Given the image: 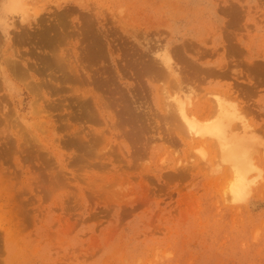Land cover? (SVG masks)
<instances>
[{
  "label": "rangeland",
  "instance_id": "1",
  "mask_svg": "<svg viewBox=\"0 0 264 264\" xmlns=\"http://www.w3.org/2000/svg\"><path fill=\"white\" fill-rule=\"evenodd\" d=\"M23 3L22 18L0 0V264H264V0ZM57 21L68 30L36 42ZM85 27L101 43L96 58L80 56ZM53 49L65 68L45 62ZM158 49L172 58L182 92L205 107L225 98L250 127L258 169L243 202L223 194L231 171L214 165L219 149L199 144L202 160L174 133L162 110L181 92ZM80 61L84 87L71 73ZM85 72L108 80L96 91L109 96L95 112L100 123L80 110Z\"/></svg>",
  "mask_w": 264,
  "mask_h": 264
},
{
  "label": "bare ground",
  "instance_id": "2",
  "mask_svg": "<svg viewBox=\"0 0 264 264\" xmlns=\"http://www.w3.org/2000/svg\"><path fill=\"white\" fill-rule=\"evenodd\" d=\"M25 1V0H24ZM6 8L8 12H19L20 13V17H22V14L24 12H26V10L24 9V3L23 0H7V4H6ZM27 8V7H26ZM29 11V10H28ZM23 18V17H22ZM56 20V19H55ZM81 23V22H80ZM98 23V22H97ZM37 24V23H36ZM57 25H50L47 26V28L45 30H43V32L39 35L40 38L35 39L36 42H39L41 40L47 39L49 37H51V35L58 30V34L61 36L63 35V30L66 28L65 24L63 23V21H57L56 23ZM89 24V23H88ZM97 26V25H96ZM98 28V27H97ZM95 28V29H97ZM32 29V28H31ZM67 29V28H66ZM30 30V29H29ZM34 30V29H33ZM68 30V29H67ZM78 30V29H76ZM20 31V30H19ZM99 31V30H98ZM69 32V31H68ZM67 32V34H68ZM72 32V31H71ZM96 32V31H95ZM106 33V32H105ZM67 34H65V36H67ZM76 34V33H75ZM102 34V33H101ZM69 35V34H68ZM74 35V33L72 34ZM78 35H79V39L82 41L88 40V46H84L83 47V52H81L80 56H90L91 58H96L94 55L97 53V51L100 49V44L98 42L97 39V44H96V40L95 38L91 37L92 34H89L88 29L85 27L84 30L78 31ZM108 35V34H107ZM104 36V35H103ZM102 36V37H103ZM71 38V36H69ZM101 37V38H102ZM32 39V38H31ZM33 40V39H32ZM71 42V41H70ZM107 42V41H106ZM36 44V43H34ZM46 46V43H43ZM64 44V43H63ZM73 44V43H72ZM79 44V43H78ZM84 44V43H83ZM69 45V44H66ZM103 45V44H102ZM73 46V45H72ZM71 46V47H72ZM80 46V45H79ZM59 47V46H57ZM61 47V46H60ZM68 47V46H67ZM110 47V46H109ZM66 48V47H65ZM70 48V45H69ZM68 48V49H69ZM60 49V48H59ZM76 49V48H75ZM71 50V49H70ZM77 50V49H76ZM108 50V49H107ZM68 51V50H67ZM66 51V52H67ZM74 51V49H73ZM72 51V52H73ZM64 52V50H63ZM60 53V52H59ZM156 56L157 59L159 61V63L162 65V67L164 68L163 70H165L164 72H167L166 75L172 76L174 78V82L176 81V88L181 92L180 94L177 93V95L175 96H171L166 97V100L171 99L172 101L169 103L165 104V107L163 106V110L164 114L165 112H167V114H169V120L170 122L172 121V119L175 121V123L177 122L175 129L174 127H172L170 124V126L174 129V133H176V131L180 130V132L183 134L181 136V134H177V137H180L178 139L181 140H188V146H191V148H193V146L196 147V151L200 154L202 160L205 159V153L201 150H198V146H200L199 144H201V147L204 146L203 143L205 142H209L210 144H212L215 148H218L219 150L215 149L213 146L212 148H214L216 151L219 152V157L217 158L218 161H214L213 159V163L214 165L216 164L215 162H217L219 164V161L221 162V164H228V168L230 169V173L231 176L228 177L227 179V183L225 185V187H223L222 191L223 194L228 198L229 197V201L232 203L235 202H243L242 200L244 199V197H246L248 194L249 189L253 186H251L256 178L253 174L254 171H257L255 168V166L253 165L252 161H251V155L253 154L252 151L254 150L253 146H255V143H251V131H250V127L247 125V123H245L242 119V116L240 117L237 111V108H235V106L230 103L228 100H224L225 98H222L221 96H216L215 100H213L214 104L210 105L208 107H205L201 104V99L197 98L194 94L193 91L191 90H187L186 93L181 91V87H183V85L181 84V80L179 79V73H178V69L176 66H174L173 64V60L172 58L167 54L166 51H161L160 49H158L156 51ZM74 54V53H73ZM78 54V53H77ZM44 57V55H42ZM71 56V54L69 55V57ZM73 56V55H72ZM59 55H55V49H53L51 51V54H47L45 56V62L49 61L51 62V64H57V67H62L65 68V65L63 64V62L60 60ZM67 57V56H66ZM10 58V57H9ZM18 58V57H16ZM75 58L76 60H78L79 58L76 57V51H75ZM74 58V59H75ZM84 58V57H83ZM20 60V59H19ZM63 60V59H62ZM70 60V59H69ZM83 60V59H82ZM97 60V59H96ZM100 60V59H99ZM42 61V60H41ZM72 61V60H71ZM101 61V60H100ZM44 62V63H45ZM78 62V61H77ZM81 62V61H80ZM11 63V62H10ZM43 63V62H42ZM82 63V62H81ZM87 64V62H85ZM9 64V62H8ZM6 64V66L8 65ZM24 64V63H23ZM46 64V63H45ZM70 64V63H69ZM94 64V63H92ZM99 64V63H98ZM12 65V64H11ZM11 68H7L8 71L9 69L11 71H13L14 73H17L16 70V65H12ZM88 65V64H87ZM41 66V65H40ZM68 66V65H67ZM71 69L69 68V66L67 67V70H71V73H73L75 75V84L77 83V86L79 85L78 82L81 84V87L84 84L83 79H81L80 77V72H83V67H85V64H81L78 65L77 63H73L71 62ZM89 66V69H91L93 66ZM87 66V67H88ZM100 66V64H99ZM3 67H0V69ZM4 69V68H3ZM46 69V67L44 68ZM43 69V71H44ZM101 69V68H100ZM69 70V72H70ZM6 71V70H5ZM10 71V72H11ZM18 71V70H17ZM50 71V70H49ZM62 71V70H61ZM87 71V70H85ZM90 72V71H89ZM88 72V73H89ZM99 72V71H98ZM102 73V70L100 71ZM180 72V70H179ZM46 73V72H45ZM104 73V72H103ZM7 74V73H6ZM57 74V73H56ZM70 74V73H69ZM90 74V73H89ZM94 74V73H93ZM38 75V73H37ZM86 76V84H87V89L83 90V92L81 93V98H83L82 100L83 103H85V107L83 106L82 109L85 111V109L88 111L89 114H91L94 119L96 118L95 122H101L99 119H97V117H95V112L97 113H101L104 109L103 104H104V100L106 101L109 96L108 93H101L99 92V94L96 92L98 91L99 87H102L103 85H101L102 83H107L108 80L104 79V81L102 82V78H100L101 76L95 77L92 79V77L90 75H88L86 72L84 74ZM103 75V74H101ZM120 75V74H119ZM165 75V74H164ZM163 75V76H164ZM97 76V75H96ZM105 77V75H104ZM103 77V78H104ZM107 77V75H106ZM118 77V76H116ZM182 77V76H181ZM6 78V77H5ZM35 78V75H34ZM68 78V77H67ZM120 78V77H119ZM165 78V77H164ZM3 79V78H2ZM122 80V78H120ZM168 79V77H167ZM8 80V79H7ZM120 80V81H121ZM124 80V79H123ZM173 80V79H172ZM118 81V80H117ZM119 81V82H120ZM141 81V80H140ZM171 81V80H169ZM146 82V81H145ZM173 82V81H172ZM149 83V82H148ZM108 84V83H107ZM120 84V83H119ZM74 85V84H73ZM154 85V84H153ZM175 85V84H174ZM194 85V84H193ZM72 86V85H71ZM80 86V85H79ZM91 88H90V87ZM121 86V84H120ZM126 86V85H125ZM155 86V85H154ZM153 86V87H154ZM160 87V86H159ZM105 88V87H104ZM125 88V87H124ZM134 88V87H133ZM138 88V87H137ZM143 88V87H142ZM141 88V89H142ZM164 88V87H163ZM194 88V87H193ZM80 89V88H79ZM79 89H76V92H79ZM103 89V88H102ZM135 89V88H134ZM31 90V89H30ZM43 90V89H42ZM130 90V89H129ZM133 90V89H132ZM185 90V89H184ZM33 91V90H32ZM82 91V90H81ZM128 91V90H127ZM126 91V92H127ZM134 91V90H133ZM152 91V90H151ZM35 92V91H34ZM33 92V93H34ZM96 92V93H95ZM129 92V91H128ZM131 92V91H130ZM142 92V91H141ZM178 92V91H176ZM37 93V92H36ZM101 93V94H100ZM166 93V92H165ZM175 93V92H174ZM38 94V93H37ZM143 94V92H142ZM141 94V95H142ZM134 95V94H132ZM36 96V94H35ZM116 96V95H115ZM112 96L113 99L116 100L117 97ZM37 97V96H36ZM136 97V96H135ZM202 98V96H199ZM119 98V97H118ZM117 98V99H118ZM131 98V97H130ZM134 98V97H133ZM141 99V98H139ZM114 100V101H115ZM37 100H35L34 102L36 103ZM111 101V100H110ZM126 101V100H124ZM132 103L131 100H129ZM228 101V102H227ZM38 102V101H37ZM129 102V104H130ZM137 102V101H136ZM140 102V101H138ZM116 103V102H115ZM128 103V102H127ZM126 103V104H127ZM142 103V102H141ZM145 103V101H144ZM107 104V103H106ZM114 104V102L112 101L111 105ZM125 104V103H123ZM128 104V108L131 106ZM136 104V103H135ZM138 104V103H137ZM140 104V103H139ZM36 105V104H35ZM83 105V104H82ZM108 105V104H107ZM115 105V104H114ZM142 105V104H140ZM139 105V106H140ZM81 106V105H80ZM113 106V105H112ZM120 106V105H118ZM122 106V105H121ZM139 106L137 107V109L139 108ZM144 105H142L141 107H143ZM162 106V105H161ZM160 106V107H161ZM110 107V104L109 106ZM115 107V106H114ZM125 107V109L127 108ZM159 107V108H160ZM34 108V107H33ZM35 110L36 111V118H37V123L41 125V127H43V129L46 131H48L47 134L51 133L52 131L49 130L46 126V128L44 127V125H46L47 121L46 119H44L41 114L42 111L35 106ZM85 108V109H84ZM119 108V107H118ZM131 108V107H130ZM133 108V106H132ZM162 108V107H161ZM120 109V108H119ZM118 109V110H119ZM140 109V108H139ZM148 109V108H146ZM107 110V109H105ZM110 110V109H109ZM112 110V109H111ZM124 110V108H123ZM130 110V109H129ZM132 110V109H131ZM136 110V109H135ZM159 110V109H158ZM128 111V110H127ZM125 111V112H127ZM124 111H122L123 113ZM35 113V112H34ZM80 113V112H79ZM112 113V112H110ZM160 113V112H159ZM113 114V113H112ZM35 115V114H33ZM106 115V114H105ZM104 115V116H105ZM162 115V114H161ZM145 116V115H143ZM163 116V115H162ZM114 117V116H113ZM152 117V116H150ZM149 117V118H150ZM91 118V117H89ZM103 118V116H102ZM106 118V117H105ZM110 119H112V116L110 117ZM152 120V118H150ZM88 120V118H86V121ZM90 120V119H89ZM88 120V122H89ZM148 120V119H147ZM93 121V122H92ZM90 123H94V120H92ZM110 122V121H109ZM145 122V121H144ZM143 122V123H144ZM148 122V121H147ZM153 122V120H152ZM239 122V123H238ZM111 123V122H110ZM238 123V124H237ZM147 124V123H146ZM168 124V123H167ZM166 124V125H167ZM51 125V124H49ZM105 125V124H104ZM110 125V124H109ZM145 125V124H144ZM151 124H148V126H150ZM168 125V127H169ZM108 126V125H107ZM157 126V125H155ZM164 126V125H163ZM113 127V126H112ZM146 127V125H145ZM167 127V126H166ZM165 127V128H166ZM110 128V127H109ZM108 128V129H109ZM152 128V127H151ZM170 128V127H169ZM35 129V127H34ZM148 129V128H147ZM153 129V128H152ZM155 129H157L155 127ZM33 130V129H32ZM113 130V129H112ZM158 130V129H157ZM167 130V128H166ZM38 131V130H37ZM170 129L168 130L169 133ZM157 132V131H156ZM253 132V131H252ZM40 133V132H39ZM113 133V132H112ZM155 133V132H154ZM167 133V132H166ZM32 134V131H31ZM41 134V133H40ZM44 134H46L44 132ZM162 134V133H160ZM174 134V135H176ZM42 135V134H41ZM33 137H35L36 139H39L38 134L36 133V130H33ZM101 136V135H100ZM164 137V135H162ZM112 138V137H110ZM176 138V137H174ZM97 139V138H95ZM177 140V139H176ZM257 140V139H256ZM97 141V140H95ZM169 141V140H168ZM98 142V141H97ZM165 142V141H164ZM167 142V141H166ZM183 142V141H182ZM187 142V141H185ZM212 142V143H211ZM168 143V142H167ZM165 143V144H167ZM172 142H170L171 144ZM176 143V142H175ZM251 143L252 147H249ZM187 145V144H186ZM186 146V147H188ZM172 147L173 144H172ZM200 147V148H201ZM250 149V154H248L249 152V148ZM199 148V149H200ZM190 149V148H189ZM202 149V148H201ZM253 149V150H252ZM194 150V149H192ZM203 150V149H202ZM189 151V150H188ZM215 156V155H214ZM195 157V156H194ZM193 157V158H194ZM196 158V157H195ZM212 159V158H211ZM220 159V160H219ZM210 160V159H209ZM208 160V161H209ZM211 161V160H210ZM199 162V161H198ZM207 162V161H206ZM212 164V163H211ZM217 164V165H218ZM220 165V164H219ZM213 166V164H212ZM221 166V165H220ZM219 167V166H217ZM176 169V167H175ZM178 169V168H177ZM176 169V170H177ZM219 170V169H218ZM173 173V172H172ZM179 173V172H178ZM218 173V171H217ZM176 174V173H175ZM253 174V176H252ZM171 176V175H170ZM259 176V175H256ZM186 177V176H185ZM180 181V180H179ZM251 186V187H250ZM246 195V196H245ZM225 197V199H226ZM228 203V202H227ZM6 231V230H5ZM12 236H13V232H12ZM14 240V239H13ZM8 242V241H7ZM15 242V241H14ZM17 243V242H15ZM10 244V242H9ZM11 246V245H10ZM12 247V246H11ZM16 248V247H15ZM16 254V253H15ZM11 264V263H10Z\"/></svg>",
  "mask_w": 264,
  "mask_h": 264
}]
</instances>
